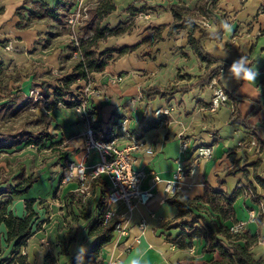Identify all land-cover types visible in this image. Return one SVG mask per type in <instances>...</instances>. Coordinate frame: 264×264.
<instances>
[{"label":"crops","instance_id":"1","mask_svg":"<svg viewBox=\"0 0 264 264\" xmlns=\"http://www.w3.org/2000/svg\"><path fill=\"white\" fill-rule=\"evenodd\" d=\"M65 0H0V61L9 76V88L19 89L25 98H33L35 91H44L49 97L42 110L50 118L47 128L50 140L41 143L0 148V189L13 185L19 172L36 181L22 195L0 194V202L10 197L7 210L23 217L28 211L25 202L33 200L34 213L32 233L20 253L29 264H43L48 248L59 252L60 242L68 243V263L76 257V248L84 245L88 250L97 237H88V229L97 215L100 184L95 182L91 194L84 198L79 182L74 179L61 183L66 171L62 163L78 161L83 150V131L86 122L79 116L75 106L58 104L47 109L53 102L52 86L58 79L73 72L76 56L69 39V29L52 18L28 19V12L37 3L53 7ZM93 3L95 0H83ZM197 0H113L116 10L100 21L101 27L114 28L127 25L117 34L107 35L97 43V52L112 55V59L101 71L91 73L92 93L88 94L90 107L89 124L108 135L124 133V142L132 139L139 143L133 151L134 169H141L145 176L143 187L150 185L148 172L154 170L162 180H169L178 164L199 162L198 169L184 179L177 198L197 200L206 189H215L232 194L238 183L247 184L251 194L238 192L234 201V217L223 221L227 226L243 221L241 232L257 234L254 246L264 238V222L256 221L264 212V0H217L212 9L215 20L198 16ZM133 5L154 7L146 12L132 13L127 8ZM171 5L189 9L188 15L197 21L208 34L207 25L228 20L231 32L221 31L222 39L216 41L218 50L227 51L212 55L232 63L241 54L247 56L252 65H258L260 76L255 82L229 81L224 87L222 75L227 68H219V61H203L192 50L187 41V31L178 29L168 34L173 22ZM21 7V15L16 8ZM140 14H142L140 16ZM207 21V25L202 23ZM165 26V27H164ZM162 29L157 32V28ZM200 33L196 31L194 37ZM208 41L203 38L200 45ZM133 47L122 55L114 51L122 47ZM208 81L210 72L217 69ZM121 76L119 82H113ZM217 82L228 94V100L215 112L207 107L214 83ZM84 81L71 85L66 101L82 97ZM259 105L256 111L253 108ZM169 107L170 113L158 119L156 109ZM129 117L126 130L118 126ZM28 128H30L28 126ZM188 139L186 151L180 149V141ZM60 141L58 147L51 143ZM254 142L255 144H251ZM211 145L213 154L200 159L197 147ZM147 147L151 152H147ZM59 148V149H57ZM59 152H66L61 161ZM99 160L92 150L85 158L86 165ZM107 181V192L109 181ZM146 204H137L127 211L122 203L114 208L117 220L126 228L127 234L120 236L113 230L112 238L102 249L104 264H209L219 260L216 251H204L206 240L194 239L187 249L176 247L168 238L175 237L186 225L202 226L203 220H216V213L209 209H192L189 215H179L175 205L167 201L163 184L152 189ZM202 207L205 205L202 203ZM207 206V205H206ZM250 211L254 216L250 217ZM145 222L144 229L139 227ZM222 221V220H221ZM7 230L0 223V252L8 254L12 243L6 241ZM260 258H264L261 256Z\"/></svg>","mask_w":264,"mask_h":264},{"label":"trees","instance_id":"2","mask_svg":"<svg viewBox=\"0 0 264 264\" xmlns=\"http://www.w3.org/2000/svg\"><path fill=\"white\" fill-rule=\"evenodd\" d=\"M75 0H65L53 7H49L44 3H37L28 12V19L22 22V25L29 23L32 20L52 18L58 22L64 24V18L68 10L72 7ZM217 0H197L195 5V11L198 12V16H205L215 20V15L212 9L215 8ZM154 9V7L144 5L140 8H135L130 5L127 11L132 13L146 12ZM21 7L16 8L15 13L21 15ZM116 7L113 0H95V2L88 8V16L81 26V35L79 37V52L84 58H76L73 72L58 79L56 85L52 86L53 102H51L47 109L52 106L63 104L64 106H76L78 101H66L65 97L71 88V85L78 80L86 81L91 78V73L95 71H101L112 59V55H105L106 52H97V43L99 40L107 35H113L125 31L127 25H118L114 28H106L100 26V21L106 15L114 12ZM170 10L173 15V22L168 26V34L178 30L184 29L187 31V41L192 50L203 61H219L221 67H226L231 62L223 59L216 58L203 51L200 42L203 38L208 37L204 28L195 20L189 17V9L178 5H171ZM165 27V26H164ZM162 28H157L159 32ZM198 31L200 35L194 37V33ZM87 35L86 38L84 36ZM72 51L76 49L72 44ZM133 47H122L114 50L117 55L132 50ZM217 69L210 72L207 77L209 81L211 77L216 73ZM9 76L3 69V63L0 61V119L1 117H14L22 110L27 101L22 96L19 89L9 88L8 85ZM44 97H49L48 94H43ZM21 98L24 100L20 103L17 101ZM259 105L253 108V112L257 110ZM41 119V118H40ZM38 119V123H35L36 130L27 129L24 124L18 129L8 128L1 131L0 129V148H12L17 145L29 144V143H41L43 141L50 140L51 136L47 131L50 124V118L45 115L44 119ZM60 141L53 142L50 146L53 148L60 144ZM59 149V148H57ZM60 160H66V152H59ZM64 169L67 168V163L61 164ZM36 181L35 177L24 175V171L18 173L16 181L13 185H7L3 189H0V194L9 193L10 195H22L26 193L33 183ZM100 184V195L97 202V215L88 229V237H97L91 244L89 249L84 253L85 264H104L101 257V252L106 243L112 238V233L116 224L113 220L109 223L104 222V212L107 205V181L100 175L91 182ZM259 183L264 186V180H259ZM240 190H235L232 194H226L219 190L207 188L203 196L197 200H187L177 198V194L168 198L167 201L175 205L178 209L179 215L187 216L192 209H209L210 214L216 213V220L211 219L208 223L205 220L202 222V226L186 225V228H182L180 232L173 238H168L171 243L181 249H187L192 246L193 240L203 237L206 240V244L203 247L204 251H216L220 257L219 260L211 261L209 264H264V258H255L251 246L258 238V235L250 234L249 232H235L229 231L223 221L232 219L234 217L233 201ZM11 198L8 197L0 202V223H3L7 230L6 241L12 243L11 251L3 255L0 252V264H29L26 261V256L20 253L22 247L27 243L28 237L32 233V221L34 217L33 211L30 207L33 200L25 202L28 213L19 217L14 215L11 211L7 210V206L10 204ZM202 203L205 207H202ZM207 205V206H206ZM222 220V221H221ZM258 224L264 222V212H260L256 218ZM68 255V243L60 242L59 252L57 254L48 248L43 257V264H77L76 258L72 259L68 263L66 258Z\"/></svg>","mask_w":264,"mask_h":264},{"label":"built area","instance_id":"3","mask_svg":"<svg viewBox=\"0 0 264 264\" xmlns=\"http://www.w3.org/2000/svg\"><path fill=\"white\" fill-rule=\"evenodd\" d=\"M90 5L92 3L75 0L64 18V25L69 29L70 42L76 48L73 54L82 60L84 58L79 52V37L81 35V26L88 16V8ZM202 23L207 25L206 20H203ZM86 37L87 35L84 36V38ZM121 79V76H115L113 82H119ZM84 82L82 97L74 100L78 101L75 106L77 113L87 124L82 133L84 139L82 155L78 161L67 162V168L61 178V183L76 179L79 182V190L83 194V197L86 198L91 194L90 183L92 180L100 175H104L109 181L104 222L109 223L115 220L114 232L120 236H125L127 230L121 224V221L116 219V212L112 206L116 203H122L127 211H131L137 204H146L153 194V187L158 183L163 184V192L167 199L174 197L182 189L184 179L187 176H191L198 169L199 162L196 161L189 165L178 164L173 172L172 178L169 180H162L154 170H150L148 174L151 177V183L148 187H143L141 180L145 176V172L141 169L133 168V151L139 147V143L130 139L120 145L119 141L123 139L124 133L108 135L102 132H96L89 124L90 107L88 94L93 91L91 78H88ZM213 83L214 86L207 107L211 112H215L228 100V94L225 90L217 82ZM170 110L169 107L158 108L155 114L160 119L163 115H168ZM128 122V116H125L119 122L118 126L123 132L126 130ZM251 144L255 143L252 142ZM187 148L188 139H182L180 141V149L186 151ZM92 150L98 153L99 160L93 165H86L84 163L85 158ZM196 150L198 157L202 160L210 158L213 154V147L211 145H200ZM146 151L151 152V148L147 147ZM235 190H242L244 194L252 195V190L247 184L238 183ZM253 216V212L250 211V217ZM139 227L144 229L145 222L141 221ZM243 228L244 222L236 221L229 226V231L232 233L241 232Z\"/></svg>","mask_w":264,"mask_h":264},{"label":"clouds","instance_id":"4","mask_svg":"<svg viewBox=\"0 0 264 264\" xmlns=\"http://www.w3.org/2000/svg\"><path fill=\"white\" fill-rule=\"evenodd\" d=\"M208 30V41L203 45L206 53L210 55L222 54L224 59L227 58L228 52L222 50V45L220 46L221 50H218L216 41L222 39L221 31L231 32V24L228 20H223L220 22L219 27L215 24L207 25ZM260 76V71L258 65H252L247 58V56L241 54L237 59L233 60L232 63L227 68V76L222 75V80L224 87L228 86L229 81L252 83L255 82ZM254 254L259 259L261 256H264V238H261L257 244L254 246ZM87 251L84 245H79L76 248V262L77 264H85L84 253ZM91 264V262H89Z\"/></svg>","mask_w":264,"mask_h":264},{"label":"rangeland","instance_id":"5","mask_svg":"<svg viewBox=\"0 0 264 264\" xmlns=\"http://www.w3.org/2000/svg\"><path fill=\"white\" fill-rule=\"evenodd\" d=\"M43 92L44 91H35L34 96H36V99H26V105L14 117H1V131L7 130L8 128H13L16 130L24 124L27 126V129L36 130L37 126L35 127V123H38L37 120L40 118L44 119L45 117V112L42 110V108L44 107L43 104L46 103L43 100L45 98ZM23 100L24 98H21L17 102L20 103ZM28 126L30 128H28Z\"/></svg>","mask_w":264,"mask_h":264}]
</instances>
